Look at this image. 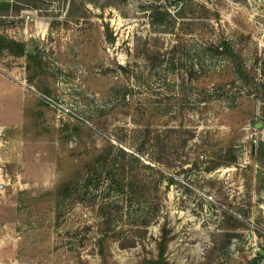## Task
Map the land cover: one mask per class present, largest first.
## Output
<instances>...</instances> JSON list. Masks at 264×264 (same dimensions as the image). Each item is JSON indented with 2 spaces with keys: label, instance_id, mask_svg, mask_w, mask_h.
Masks as SVG:
<instances>
[{
  "label": "rangeland",
  "instance_id": "1",
  "mask_svg": "<svg viewBox=\"0 0 264 264\" xmlns=\"http://www.w3.org/2000/svg\"><path fill=\"white\" fill-rule=\"evenodd\" d=\"M4 2L0 264H264V0Z\"/></svg>",
  "mask_w": 264,
  "mask_h": 264
},
{
  "label": "trees",
  "instance_id": "2",
  "mask_svg": "<svg viewBox=\"0 0 264 264\" xmlns=\"http://www.w3.org/2000/svg\"><path fill=\"white\" fill-rule=\"evenodd\" d=\"M7 4H5L4 0H0V12L1 11H6L7 10ZM3 37L0 36V51L1 49H3ZM13 46L17 49V50H13L11 51L12 53H15L17 55H24L25 54V48L23 46V44H19V43H15L12 42ZM214 48V52L217 55H222V56H226L229 57L230 59V67L233 69V71L236 74H241L243 73V66L238 58V56H236L234 54V52L231 50V48L228 46L227 42H221L220 44L216 45L213 47ZM112 154L111 151H107L104 155H101V167L105 168L106 165L108 166V164L110 162L115 163L117 161V159H120L121 161L125 160V158H127L128 162L127 163H131V162H135V161H139V158L133 154H127L125 151H122L121 149L118 150V155L116 158H114V156L112 158L109 159V156ZM114 158V159H113ZM231 162H234V159L231 160ZM127 163L124 165L122 163L119 164L118 168L116 169L117 171H120V175L122 176L121 178H118V176L116 177V172L113 175L109 176L111 177V181L112 184L114 185V189L117 192H122L125 185L123 183V179L126 178L125 176V167H127ZM95 171V170H94ZM130 187H131V182H130ZM109 208V207H106ZM103 207H101V212L102 214H104L105 212H103ZM107 220L109 221V219L107 218ZM159 255L157 256L156 259H151L146 261V264H168L165 259L163 258V253H164V247H165V240L164 238L161 239V241L159 242ZM263 256L258 254L255 258H253L251 261H249L247 264H260V262L262 261Z\"/></svg>",
  "mask_w": 264,
  "mask_h": 264
},
{
  "label": "built area",
  "instance_id": "3",
  "mask_svg": "<svg viewBox=\"0 0 264 264\" xmlns=\"http://www.w3.org/2000/svg\"><path fill=\"white\" fill-rule=\"evenodd\" d=\"M5 190V182L0 180V194H3Z\"/></svg>",
  "mask_w": 264,
  "mask_h": 264
},
{
  "label": "water",
  "instance_id": "4",
  "mask_svg": "<svg viewBox=\"0 0 264 264\" xmlns=\"http://www.w3.org/2000/svg\"><path fill=\"white\" fill-rule=\"evenodd\" d=\"M262 254H264V253H262Z\"/></svg>",
  "mask_w": 264,
  "mask_h": 264
}]
</instances>
